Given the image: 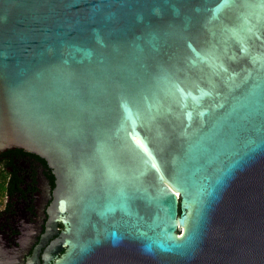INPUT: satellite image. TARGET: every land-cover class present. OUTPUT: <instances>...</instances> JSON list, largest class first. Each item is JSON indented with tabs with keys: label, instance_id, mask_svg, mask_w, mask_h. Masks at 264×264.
Segmentation results:
<instances>
[{
	"label": "water",
	"instance_id": "1",
	"mask_svg": "<svg viewBox=\"0 0 264 264\" xmlns=\"http://www.w3.org/2000/svg\"><path fill=\"white\" fill-rule=\"evenodd\" d=\"M0 264H264V0H0Z\"/></svg>",
	"mask_w": 264,
	"mask_h": 264
},
{
	"label": "flooded vegetation",
	"instance_id": "2",
	"mask_svg": "<svg viewBox=\"0 0 264 264\" xmlns=\"http://www.w3.org/2000/svg\"><path fill=\"white\" fill-rule=\"evenodd\" d=\"M11 175H14V171L7 163V160L0 161V212L5 209L6 200V184Z\"/></svg>",
	"mask_w": 264,
	"mask_h": 264
}]
</instances>
